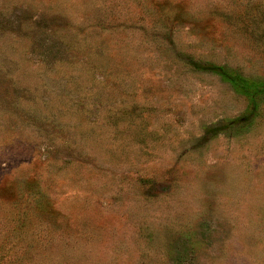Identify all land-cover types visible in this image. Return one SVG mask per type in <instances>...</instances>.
I'll return each instance as SVG.
<instances>
[{
	"label": "rangeland",
	"instance_id": "374dc122",
	"mask_svg": "<svg viewBox=\"0 0 264 264\" xmlns=\"http://www.w3.org/2000/svg\"><path fill=\"white\" fill-rule=\"evenodd\" d=\"M226 71L264 81V0H0V264H264Z\"/></svg>",
	"mask_w": 264,
	"mask_h": 264
},
{
	"label": "trees",
	"instance_id": "16d2710c",
	"mask_svg": "<svg viewBox=\"0 0 264 264\" xmlns=\"http://www.w3.org/2000/svg\"><path fill=\"white\" fill-rule=\"evenodd\" d=\"M225 80L229 81L234 89L247 96L251 103L253 104V109H250V113L254 112L256 107L257 97L264 95V81L252 82L249 79L239 75L235 72H223L222 73ZM249 113V112H248ZM243 117L233 119L230 123L239 122Z\"/></svg>",
	"mask_w": 264,
	"mask_h": 264
}]
</instances>
